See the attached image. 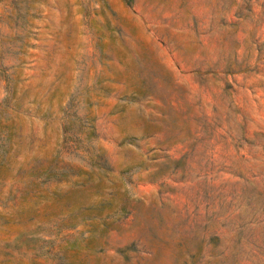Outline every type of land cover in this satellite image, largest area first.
Returning <instances> with one entry per match:
<instances>
[{"label":"rangeland","instance_id":"374dc122","mask_svg":"<svg viewBox=\"0 0 264 264\" xmlns=\"http://www.w3.org/2000/svg\"><path fill=\"white\" fill-rule=\"evenodd\" d=\"M0 264H264V0H0Z\"/></svg>","mask_w":264,"mask_h":264}]
</instances>
